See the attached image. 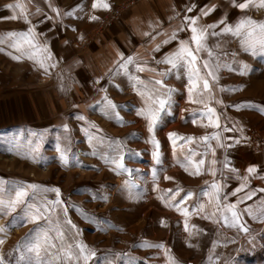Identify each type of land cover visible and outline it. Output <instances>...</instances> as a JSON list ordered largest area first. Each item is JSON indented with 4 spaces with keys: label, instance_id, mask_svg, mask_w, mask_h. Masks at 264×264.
I'll list each match as a JSON object with an SVG mask.
<instances>
[{
    "label": "rangeland",
    "instance_id": "obj_1",
    "mask_svg": "<svg viewBox=\"0 0 264 264\" xmlns=\"http://www.w3.org/2000/svg\"><path fill=\"white\" fill-rule=\"evenodd\" d=\"M142 1L118 0L101 19L99 15L95 20L89 19L92 15L85 16L84 20L82 16L80 20L78 16H70L72 30L61 32L69 37L70 44L57 46L55 42L54 47L49 46L53 54L49 63H56V67L47 73L33 60L13 59L8 53L16 55V50L7 43L0 45L3 48L0 51V178L57 187L63 201L50 216L46 213L44 219L36 222L23 221V205L13 213H0V225L8 226L0 233L4 241L0 244V258L4 264H26L25 237L30 231L29 239L35 237L42 228L49 230L57 249L61 247L57 238L59 230L64 234V246L83 242L95 250L96 256L86 264H105L106 260L128 264L130 259L136 264H166L164 249L139 246L144 241L163 243L179 264H264V219H254L244 211L251 208L258 214L264 206V111L261 110L264 108V52L245 51L240 38L230 33L212 37L209 48L216 55L211 62L214 64L218 56L222 65L213 91L223 103L212 101L209 106L219 114V128L209 125L206 116L193 115L205 106L189 101L183 67L178 70L170 65L166 69L152 68L151 63L133 62L127 69L118 67L113 72L105 71L104 75L97 73L98 79H89L82 66L95 75L96 64L93 54L88 55L87 47H91L95 38L104 37L112 22ZM14 3L23 4L28 13L33 5L31 0H0V33L26 31L29 27L23 18H11L20 14L19 9L6 7ZM246 17L264 21V8L254 7L250 14L231 15L229 25L234 27ZM198 57L202 68L203 60L209 57L206 51L198 53ZM80 60L83 65L78 68ZM137 63L146 70L138 71ZM165 72L167 75H162ZM130 76L140 77L149 87L160 88L165 94L168 88L173 89L170 109L161 114L154 129L161 153L159 163L153 158L156 147L150 140L147 120L137 114L144 107V97L134 90ZM161 79L163 87L152 83ZM105 96L117 105L115 111L121 119L104 113ZM234 104L245 106L237 108ZM81 116L85 119H79ZM64 124L68 129L63 128ZM82 129H88L93 137L91 142ZM34 132L43 138L39 155L32 159L26 150L29 139L35 142ZM214 132L220 136L219 144L214 138L200 139L212 137ZM169 133L178 134L175 147ZM189 136L194 137L190 142L179 138ZM14 137L20 139V155L7 151V141ZM65 137L72 157L68 165L60 162L55 151L58 138L63 147ZM207 144L215 149V155L210 149L205 154ZM121 155L123 167L118 168L111 161L119 160ZM186 156L205 160L200 174H192L191 167L185 170ZM225 157L237 171L223 167ZM213 159L217 161L215 165L211 164ZM209 167L216 169L215 175L208 171ZM249 167H255L256 172L249 174ZM213 182L222 185L228 202L241 201L238 209L250 229L249 234L240 231L238 226H225L222 220L215 222L206 219L203 212L193 211L200 204L205 205V211L212 210L209 197L202 193H211ZM244 184L247 186L241 187ZM177 188L183 191L176 202L188 190L195 194L182 205L190 212L189 231H185L182 213L160 199L161 195L167 197L164 190ZM245 195L251 198L243 199ZM45 196L49 201L56 199L54 192L37 193L27 203L38 204ZM64 206H67L66 216ZM67 219L76 228L67 224ZM192 225L202 231L193 229ZM116 253L126 255L116 256ZM80 264L85 262L81 260Z\"/></svg>",
    "mask_w": 264,
    "mask_h": 264
},
{
    "label": "snow or ice",
    "instance_id": "obj_2",
    "mask_svg": "<svg viewBox=\"0 0 264 264\" xmlns=\"http://www.w3.org/2000/svg\"><path fill=\"white\" fill-rule=\"evenodd\" d=\"M234 6L239 9H247L251 6H255L257 8H264V0H241V2L237 3V0H232ZM6 7L11 8L13 10L19 9L20 14L14 15L12 19H20L23 18L24 21L29 25L26 31H14L9 30L4 33H0V45L8 44L11 48L15 49L18 54L14 55L9 52L8 55L12 56L15 60H20L23 58H27L33 60L40 68H42L45 73L49 71L51 68L56 67V63H49L52 60V53L50 51L49 45L40 44L37 41V33L35 32L36 25H34L29 18V13L26 11L25 6L20 3L9 4ZM48 7L52 9L56 13L57 16L60 15V11L58 8H53L51 3H48ZM79 7V5L77 6ZM93 8L103 7L105 9L110 8V5L106 2V0H93L92 4ZM196 7L193 5L187 9L188 12L192 11V8ZM215 8V5L204 7L200 9V15L207 16L210 12H212ZM74 11V10H73ZM42 12L40 7L36 8L35 14L39 15ZM73 12H66L65 15H72ZM178 15V14H177ZM200 15L187 16L185 15L182 18L181 26H178L169 33H157V35H163L164 39L161 41V44H169L172 41L178 40L177 48L170 52L166 53L161 61H157V63H166L171 66L173 69H179L181 67L185 68L187 80H188V99L192 103L201 104L205 107L199 112H193V115L206 116L208 120V124L212 125L216 128L220 127L219 123V114H217L216 109L214 107L209 106L210 102L215 101L216 103H223L222 100H219L215 97L213 91V83L218 82L219 76L218 71L222 66L219 61V57L217 56L215 63L211 62V58L216 54L213 52L211 48L208 47L207 39L208 36H218L225 33H230L233 36L240 38V44L244 48L245 51H251L255 53L257 50L264 52V21H257L252 19L251 17H246L240 20L234 27L226 24L223 20L219 21L222 25L219 32L215 31L217 24H209L206 26L198 25V21L200 19ZM45 20L52 19L51 17L45 15ZM89 19L95 20L98 19L96 16H90ZM172 19L171 17L169 18ZM209 29H213V31L209 32ZM184 30L190 31L191 35L189 39H179L178 33ZM145 35H149L145 33ZM155 39V37H153ZM161 44H157L155 46V50L159 51L161 48ZM219 47V44L217 45ZM0 51H3V48H0ZM206 51L209 59H204L201 64L199 63L198 53ZM121 57L123 53L120 54ZM134 62L133 56H128L127 59L119 65V67L127 69L129 64ZM223 67H228V65H223ZM136 68L138 71H145L146 69L141 66V64L137 63ZM203 69V72H202ZM150 71H155L154 69H149ZM162 75H167V73H162ZM134 81L133 88L138 91V94L144 97V107L138 111V115L144 117L147 120L148 132L150 133V140L155 145L156 151L153 152L154 160L159 163L161 153L159 152V141L156 140L154 135V129L159 123L161 119V114L166 110L170 109L171 106V95L173 89L168 88L166 94L160 89L155 87H149L148 84H145L144 81L140 79V77H131ZM153 84L161 85L163 87V80H153ZM224 88L221 87V91ZM235 90V89H232ZM104 108L103 111L107 115L109 113L114 114L115 118L121 119L119 117V113L115 111L117 105L110 100L107 96L103 98ZM245 104H234L233 107H242ZM264 111V108L261 109ZM79 119H85L83 116L79 117ZM193 123H196V120H193ZM90 126L95 127L94 124ZM64 129H68V125H63ZM88 134V140L91 142L93 137L90 133H88V129H82ZM230 130V129H229ZM169 138L172 139V143L175 147L176 140L178 138L177 133H169ZM33 137H36L35 142L32 139L28 140V148L26 150V154L35 159L37 155H39L40 149V141L42 140V134L32 133ZM185 141H192L194 137H179ZM216 139L219 144L220 136L218 133H213L212 137L204 136L200 139L203 141H208L210 139ZM65 145L62 147L59 141L57 140V144L55 147V151L59 154V160L62 164L68 165L72 160L70 154V148L68 146V137H65ZM9 147L7 148L8 152L16 151L17 155H20L19 151L21 147L20 139L17 137L12 138L7 141ZM34 144V146H33ZM223 147L222 144L219 145ZM119 147V145H117ZM211 150L213 155H215V149L211 147V144L206 145L205 154H207L208 150ZM191 151V150H189ZM93 154H96L93 152ZM43 159V157H41ZM123 156H120V159H112V163L116 164L117 167H123L122 164ZM217 161L213 159L211 161L212 165H215ZM205 164L204 159L192 160L190 156L185 157V170L187 171L189 167L194 169L192 174L198 175L202 169V166ZM223 167L226 169H230L235 172L236 169L232 168L230 163L225 157L223 162ZM209 172L212 175L216 174V169L213 167H209ZM248 173H255V167H249L247 169ZM166 179H172V177H165ZM247 179V178H245ZM244 184L241 187H246ZM212 192L203 191V196L209 197V203L212 206L211 211H205V205L200 204L197 209H193L196 214L204 213V217L209 220H214L215 222L223 221L225 226L230 227H239V230L245 234L250 233V229L246 226L245 222L242 221V213L238 209V204L241 203L240 200L236 202H228V197L226 194L222 192V185L213 182L211 184ZM31 191V195L29 193ZM240 189H237L239 191ZM167 194L161 195L160 199L170 207H174L176 211L181 212L185 217L184 226L185 231H189L188 217L190 212L187 207H182L185 204V201L189 200V198L193 197L195 194L193 191L188 190L187 193L176 202V197L180 195L183 191L181 188H177L176 190L167 189L164 190ZM54 192L56 194V199L49 201L47 197H43L41 202L38 204H29L28 200L36 197L37 193H47ZM254 195V193L252 194ZM250 195H245L243 199H250ZM21 205L24 206V217L23 221L31 220L33 222L40 221L45 218V214L47 213L50 216L58 206L63 205V201L60 199V189L57 187H48L41 184L36 183H27L23 181H7L3 178H0V213L5 215L9 213H13L16 211L18 207ZM63 211L65 216L67 214V206H64ZM82 213L87 216L89 219H92L91 216H88L86 212ZM247 215L252 216L254 219H264V206H262L260 212L258 214L254 213L251 208H246L244 210ZM66 223L71 225L72 228H76L75 224H72L70 219L66 220ZM165 221L161 219V224H164ZM193 229L197 231H202L198 228L197 225L191 226ZM8 228L7 225H0V233H4ZM35 231V229L33 230ZM191 235V233H190ZM32 237V232L30 231L25 237V241L23 247L26 249L28 254V259L26 264H57V261L60 264H80V261L83 260L86 264L87 261L91 260L96 256L95 250L89 249L86 244L83 242H77L75 245L68 244L64 246V234L62 231L57 230V238L61 241V247L57 249V244L54 240L49 236V230L40 229L36 232L35 237ZM3 239L0 238V244H3ZM216 241L213 242V247L216 246ZM139 246L141 247H152L158 249H164V255L167 257L166 264H179V262L170 255V250H168L163 243H150L148 241H144ZM189 246H192L189 244ZM56 250L53 252V250ZM44 253V256H41V253ZM116 256H124L126 254L116 253ZM211 257H209V261ZM0 264H4L2 258H0ZM105 264H113L111 260H106ZM128 264H136L134 259H130Z\"/></svg>",
    "mask_w": 264,
    "mask_h": 264
},
{
    "label": "crops",
    "instance_id": "obj_3",
    "mask_svg": "<svg viewBox=\"0 0 264 264\" xmlns=\"http://www.w3.org/2000/svg\"><path fill=\"white\" fill-rule=\"evenodd\" d=\"M118 0H106L110 8L97 7L93 8V0H31L33 5L29 10L31 21L36 25L35 32H38L37 40L40 44H49V46H67L70 39L64 33L70 31V16H78L79 20L82 16L99 15L100 19L106 15L114 7ZM241 0H237V3ZM58 8L60 15L57 16L51 8ZM79 5V7H77ZM195 5L191 12L187 9ZM215 5V8L207 16L200 15V9ZM40 7L42 12L35 14L36 8ZM251 6L247 9H239L234 6L232 0H144L137 6H134L124 17L112 22L108 27V33L104 37L95 38L93 44L87 51L88 55L93 54V61L96 64V74L92 75L86 69V66L78 63V68L85 67L89 79H98L99 72L103 75L105 71L113 72L120 64H122L128 56H133L134 62L151 63L152 68H164L169 65L166 63H157L161 61L166 53L174 51L178 46V40L169 44H161L164 39L163 35L157 33H171L172 30L181 26L182 18L187 16L200 15L198 25L206 26L216 23V30H220L222 25L218 23L223 20L226 24L230 21L231 15H244L252 12ZM256 8V7H255ZM250 9V10H249ZM74 10V11H73ZM66 12H73L72 15H65ZM178 14V15H177ZM47 15L52 19L45 20ZM172 18L171 20L169 18ZM213 29H209V32ZM148 33L149 35H145ZM191 33L184 30L178 33L179 39H189ZM40 37V38H39ZM155 37V39H153ZM212 37L209 35L207 39L208 47L212 46ZM161 44L159 51L155 50V46ZM121 53L123 56L121 57ZM91 86V81L89 82ZM1 127V126H0Z\"/></svg>",
    "mask_w": 264,
    "mask_h": 264
},
{
    "label": "built area",
    "instance_id": "obj_4",
    "mask_svg": "<svg viewBox=\"0 0 264 264\" xmlns=\"http://www.w3.org/2000/svg\"><path fill=\"white\" fill-rule=\"evenodd\" d=\"M133 2H135V1H133Z\"/></svg>",
    "mask_w": 264,
    "mask_h": 264
}]
</instances>
